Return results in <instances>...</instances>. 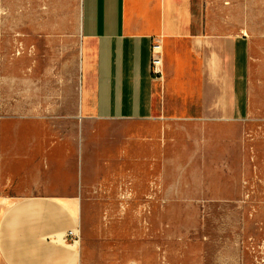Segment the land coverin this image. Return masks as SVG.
<instances>
[{
    "label": "rangeland",
    "instance_id": "obj_1",
    "mask_svg": "<svg viewBox=\"0 0 264 264\" xmlns=\"http://www.w3.org/2000/svg\"><path fill=\"white\" fill-rule=\"evenodd\" d=\"M250 41L243 116L83 119L82 0H0V237L11 205L73 210V264H264V0H208Z\"/></svg>",
    "mask_w": 264,
    "mask_h": 264
},
{
    "label": "crops",
    "instance_id": "obj_2",
    "mask_svg": "<svg viewBox=\"0 0 264 264\" xmlns=\"http://www.w3.org/2000/svg\"><path fill=\"white\" fill-rule=\"evenodd\" d=\"M81 32L83 119L232 117L247 109L250 41L216 21L208 0H82ZM157 41L160 78L151 70ZM76 227L60 199L18 201L2 218L0 264H73L74 248L55 237Z\"/></svg>",
    "mask_w": 264,
    "mask_h": 264
},
{
    "label": "built area",
    "instance_id": "obj_3",
    "mask_svg": "<svg viewBox=\"0 0 264 264\" xmlns=\"http://www.w3.org/2000/svg\"><path fill=\"white\" fill-rule=\"evenodd\" d=\"M151 70L154 77L160 78L164 74V48L160 41H157L152 46ZM68 237H76L77 235L70 231Z\"/></svg>",
    "mask_w": 264,
    "mask_h": 264
},
{
    "label": "bare ground",
    "instance_id": "obj_4",
    "mask_svg": "<svg viewBox=\"0 0 264 264\" xmlns=\"http://www.w3.org/2000/svg\"><path fill=\"white\" fill-rule=\"evenodd\" d=\"M72 232H74V231H72ZM62 236H63V234L59 235L60 238H62Z\"/></svg>",
    "mask_w": 264,
    "mask_h": 264
}]
</instances>
